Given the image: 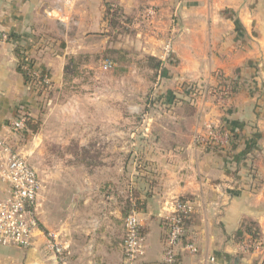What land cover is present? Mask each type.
I'll return each instance as SVG.
<instances>
[{
  "label": "crops",
  "instance_id": "obj_1",
  "mask_svg": "<svg viewBox=\"0 0 264 264\" xmlns=\"http://www.w3.org/2000/svg\"><path fill=\"white\" fill-rule=\"evenodd\" d=\"M107 5L122 18L153 12L158 46L173 35L174 54L161 61L160 76L169 87L181 85L184 96L171 99L168 124L142 129L150 160L137 172L122 161L86 168L62 160L66 169L40 172L31 163L42 183L40 225L31 246L0 245V264H59L54 243L67 264H123L125 218L133 209L141 213L144 264H163L167 204L176 198L195 204L189 231L198 253L182 254L183 263L264 264V249L243 252L246 239L236 235L251 223L264 242V0H0V32L9 36L0 43V133L22 110L39 115L16 48L61 87L70 53L97 52L93 40L108 31ZM159 48L152 56L162 59ZM220 82L235 86L227 101H187L188 85L214 91ZM212 126L233 137L197 143Z\"/></svg>",
  "mask_w": 264,
  "mask_h": 264
},
{
  "label": "rangeland",
  "instance_id": "obj_2",
  "mask_svg": "<svg viewBox=\"0 0 264 264\" xmlns=\"http://www.w3.org/2000/svg\"><path fill=\"white\" fill-rule=\"evenodd\" d=\"M154 19L108 18L104 28L107 33H95L93 40L95 45L100 46L104 40L107 44L98 46L95 53H89L87 48L74 55L70 53L61 87H55L50 80L48 88H44L31 72L34 77L28 82L37 98L39 115L34 119L39 127L37 132L19 134L14 140L38 172L66 169L60 163L62 160L86 168L110 161L130 162L137 172L140 165L143 168L150 160L145 149H141L142 129L152 128L156 123L168 124V114L175 110L171 99L184 96L181 85L169 87L166 79L162 81L163 74L160 76L162 69L152 68L154 62L147 59L159 47L163 56L160 60L165 63L174 54L173 35L157 45L162 36L153 34ZM152 35L156 38H150ZM67 38L72 41V37ZM167 45H171L169 56ZM78 55L81 57L78 69L68 72L69 57ZM25 56H28L24 62L27 66L49 75L45 67L38 66L34 56L29 53ZM109 61L111 66L106 65ZM216 86L217 83L212 88ZM207 88V84H190L187 101H197L204 95L217 102L215 91L207 92ZM19 115L31 117L28 110H22Z\"/></svg>",
  "mask_w": 264,
  "mask_h": 264
},
{
  "label": "built area",
  "instance_id": "obj_3",
  "mask_svg": "<svg viewBox=\"0 0 264 264\" xmlns=\"http://www.w3.org/2000/svg\"><path fill=\"white\" fill-rule=\"evenodd\" d=\"M72 2L73 0H67ZM153 12L147 13L152 18ZM9 36L0 32V43L8 41ZM171 45H167V56L171 52ZM28 59V56L26 60ZM28 63V62H27ZM111 66L112 62H108ZM33 68V70H32ZM23 73H31L44 86H49L50 78L41 74L38 69L22 66ZM40 78L41 81L39 80ZM217 101H227L231 96L229 87L214 90ZM208 90L207 92H214ZM26 115L14 118L4 133H0V245L19 246L27 248L32 245L34 233L40 225V191L42 183L36 168L31 164L28 156L20 150L19 143L14 140L17 135L27 131ZM231 134L221 127H210L208 134H198L196 142L202 145L224 144L229 142ZM5 194V195H4ZM168 213L165 215L167 229L163 264H185L182 254L195 256L198 246L195 239L187 235L188 226L185 218L195 211V204L189 199L176 198L167 204ZM145 235L142 230L141 213L133 209L125 218L124 258L123 264H144L146 254ZM241 250L251 252L264 249L261 239L249 236L242 241ZM51 249L56 254L59 264H67L60 244L54 243ZM214 261V258H211Z\"/></svg>",
  "mask_w": 264,
  "mask_h": 264
},
{
  "label": "trees",
  "instance_id": "obj_4",
  "mask_svg": "<svg viewBox=\"0 0 264 264\" xmlns=\"http://www.w3.org/2000/svg\"><path fill=\"white\" fill-rule=\"evenodd\" d=\"M106 12H107V14H106L107 18H105L106 20H108V18H122V13L120 12V10L114 9L113 7H110L109 5H107ZM16 55L18 57V68L20 70H22V66L25 64L24 62H25V59L27 58V56H25L24 52H22V48L20 46H18L16 48ZM69 59H70L69 64H70L71 68L68 67V72L72 73V72H75L76 69H78V67L80 65L79 61H80L81 57L79 55L78 56H70ZM147 59L149 61L154 62L152 68H154L156 70L162 69V62L159 58L152 56V55H149V56H147ZM33 62H34V60L31 61V63H33ZM24 75H25L26 81H29L32 79V77H34V75L32 73L29 75H28V73H24ZM41 79L42 78H40L39 80L41 81ZM189 86L190 85H188V88H189ZM220 87H223V88L229 87L231 92L235 91V86H234L233 82H231L230 86L229 85L227 86L225 83L220 82L218 84V86L214 87V90H219ZM44 88H48V87L45 86ZM191 91H192V89H191ZM195 91H196V89H195ZM38 127H39V123L37 122V120L28 116L27 129H30L32 132H37ZM221 129H227V128L221 127ZM231 135L233 137V134H231ZM141 205H142L141 201L137 200V202L135 203V207L141 208ZM194 214H195V212L189 214L188 217L185 218V221H186L187 226H188V228H187L188 229V232H187L188 236H191L189 230H190V224L192 223V220L194 218ZM236 235H237L239 240L247 239L249 236H252V237L257 238V239H259V237H260L259 231L255 228V225L251 224V223H248L247 225L244 226V228H241L237 232Z\"/></svg>",
  "mask_w": 264,
  "mask_h": 264
}]
</instances>
